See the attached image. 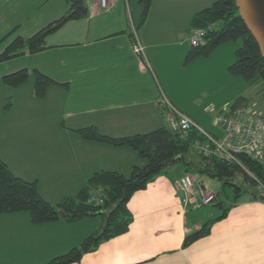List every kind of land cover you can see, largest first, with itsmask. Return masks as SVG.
Returning a JSON list of instances; mask_svg holds the SVG:
<instances>
[{"label":"crops","instance_id":"0c3cea01","mask_svg":"<svg viewBox=\"0 0 264 264\" xmlns=\"http://www.w3.org/2000/svg\"><path fill=\"white\" fill-rule=\"evenodd\" d=\"M212 1L152 0L140 23L139 0H109L106 7L86 0L87 16L68 20L48 34L44 49L0 61V77L25 67L67 83L49 85L38 98L33 73L17 86L0 78V158L16 175L35 179L41 196L55 202L75 194L95 171L127 175L133 165L144 163L130 147L84 139L76 128L94 125L111 136L152 130L164 123L157 105L163 94L206 130L220 135L218 122L219 129L207 128L204 109L185 110L177 95L187 84L184 78L192 83L198 77L193 67L198 57L185 58L191 48L190 19ZM66 9V0H0V39L6 35L0 50L13 36L31 34ZM133 31L144 45L145 59L133 51ZM246 82L233 97L218 102L222 106L216 115L236 96L247 98L241 93ZM200 161L191 150L186 164L167 166L135 190L127 201L132 215L128 228L69 264H264V199L249 193L231 203L207 234L182 245L187 232L218 213L211 204H183L175 186V180L189 172L196 188L206 185L216 191L220 182L195 169ZM100 222L99 216H84L33 223L27 211L0 213V264L47 261L79 245Z\"/></svg>","mask_w":264,"mask_h":264},{"label":"trees","instance_id":"16d2710c","mask_svg":"<svg viewBox=\"0 0 264 264\" xmlns=\"http://www.w3.org/2000/svg\"><path fill=\"white\" fill-rule=\"evenodd\" d=\"M151 1L139 0L142 5L140 23L147 16ZM66 2L67 9L57 18L27 36H13L0 50V61L44 49L47 46L45 39L48 34L68 20L87 16L86 0ZM211 22H216L215 27L206 30L202 44L190 45L191 48L185 54L186 60L208 56L215 47L229 40L238 41L239 44L234 49L235 57L227 65V70L233 75L241 76L248 83H261L264 89V57L256 39L240 16L235 0H213L209 6L192 15L189 26L206 28ZM4 37H1L0 42ZM132 38L131 33V40ZM30 73L34 75L33 92L38 98L45 95L49 85L67 86L66 82H59L35 68H18L0 78L7 85L17 86L27 80ZM243 98L236 96L229 104V109L239 104ZM157 105L164 117V123L146 132L111 136L100 132L94 125L76 128L75 131L84 139L130 147L144 159V163L133 165L127 175L116 170L95 171L75 194L64 195L55 202L41 196L35 179L28 180L16 175L0 158V213L27 211L33 223L60 219L72 221L84 216L100 217L98 228L87 235L79 245L38 264H69L79 260L84 252L94 249L102 240L124 232L132 219L127 207L130 195L135 190L144 188L167 166L175 162L187 163L192 142L204 139V135L196 128H188L186 131L171 129L165 118L166 107L159 100ZM5 106H9V101ZM212 135L217 136L215 133ZM197 155L201 161L195 163V169L220 182L219 188L214 191V200L208 203L213 205L218 213L205 220L198 228L187 232L182 245L207 234L212 222L222 218L230 204L241 194L249 193L253 198L264 199V157L237 152V161L229 162L213 154ZM228 191L232 193L231 198L227 197ZM91 195L96 197L90 199Z\"/></svg>","mask_w":264,"mask_h":264},{"label":"built area","instance_id":"2783aa9c","mask_svg":"<svg viewBox=\"0 0 264 264\" xmlns=\"http://www.w3.org/2000/svg\"><path fill=\"white\" fill-rule=\"evenodd\" d=\"M101 7H106L109 0H97ZM216 22H211L206 28L191 27L188 32V39L191 45H198L204 42V34L207 29H212ZM133 51L145 59L144 45L133 31ZM159 102L166 107L165 118L171 129L186 131L188 128H196L204 135V139H196L192 142L191 148L197 154L216 155L226 161H237L235 153L246 152L252 156L264 157V116L246 113L247 108L243 103L229 109L227 107L216 115V121L220 124L222 132L220 135H212L203 128L197 121L185 112L178 109L163 94ZM195 177L185 172L175 180V186L181 191L183 204L192 202L194 205L211 203L215 198V192L208 189L206 185L195 187ZM96 195H91L90 199Z\"/></svg>","mask_w":264,"mask_h":264},{"label":"rangeland","instance_id":"374dc122","mask_svg":"<svg viewBox=\"0 0 264 264\" xmlns=\"http://www.w3.org/2000/svg\"><path fill=\"white\" fill-rule=\"evenodd\" d=\"M237 44H239L238 41L229 40L222 43V46H220L222 48L216 49L212 54L197 56V62L193 64V67L197 71L198 77L192 78V83L184 78L183 81L187 84H184L183 88L181 90L179 88L177 91L179 100L182 102L181 106L185 110H191L190 112L194 113L196 110L201 111L200 109H204L205 123L203 124L207 128H209L208 126L217 127L216 125H218L216 113H214L218 106H222L218 102H224L227 98L233 97L236 89L241 90L244 87V81L246 80L239 75L231 74L227 70V64L232 62L235 57L234 49ZM221 49L226 54L222 53ZM241 93L247 96L240 102L247 108L246 113L264 116V89L262 84L258 82L248 84L246 82V88ZM217 128L219 129V126ZM213 182L216 183V179ZM231 196V191H228L227 197L231 198ZM216 211L218 212V210Z\"/></svg>","mask_w":264,"mask_h":264},{"label":"water","instance_id":"95a60500","mask_svg":"<svg viewBox=\"0 0 264 264\" xmlns=\"http://www.w3.org/2000/svg\"><path fill=\"white\" fill-rule=\"evenodd\" d=\"M238 11L264 57V0H235Z\"/></svg>","mask_w":264,"mask_h":264}]
</instances>
